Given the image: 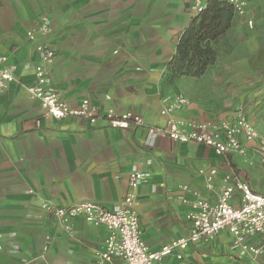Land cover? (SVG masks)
<instances>
[{"label": "crops", "instance_id": "1", "mask_svg": "<svg viewBox=\"0 0 264 264\" xmlns=\"http://www.w3.org/2000/svg\"><path fill=\"white\" fill-rule=\"evenodd\" d=\"M47 16L52 32L37 41L26 33ZM193 0H0L1 66H13L16 82L0 95V264H99L107 236L82 217L70 230L42 204L67 207L99 203L114 209L128 194L132 171L145 174L137 190L140 230L150 250L187 236L186 219L193 196L215 202L224 175L234 171L254 193L264 195V111L250 110L248 120L258 138L241 141L246 153L218 155L195 143L151 137L146 127H164L159 115L164 98L183 95L189 105L173 117L216 122L238 107L217 109L195 92L200 78L168 74V64L185 30L195 20ZM45 43L54 52L51 87L70 107L84 99L98 117L138 115L143 126L112 128L104 119L56 121L29 99L34 82L35 51ZM208 72V70L206 71ZM264 100V92L258 95ZM216 169L213 189L198 172ZM239 194L232 201L236 205ZM242 253L221 233L208 243L183 251V260L168 264L238 262ZM239 258V259H238Z\"/></svg>", "mask_w": 264, "mask_h": 264}, {"label": "built area", "instance_id": "2", "mask_svg": "<svg viewBox=\"0 0 264 264\" xmlns=\"http://www.w3.org/2000/svg\"><path fill=\"white\" fill-rule=\"evenodd\" d=\"M208 0H193L195 13H201ZM227 3L234 14L244 15L249 0H218ZM251 24V22H249ZM52 32L47 16H42L38 26L26 33L29 41H37ZM35 51L39 56L34 66V82L25 86L30 100L36 102L45 115L56 121L70 118L86 119L92 125L104 119L112 128L127 129L131 126H143L142 119L135 114L125 113L116 116L112 110L98 117L96 110L84 99L77 107H70L62 101L51 87L49 67L53 64L54 52L45 43H38ZM0 59V95L10 83L16 82L14 67H2ZM189 99L183 95H176L162 100L159 115L165 118L164 127H146L151 137L168 138L179 143H195L213 149L218 155L237 154L245 156V149L241 143H253L258 135L247 118L243 106H238L231 117L219 119L216 122H193L174 118V113L189 105ZM205 178V188L213 189V179L216 169L198 172ZM145 180V174L132 171L128 177V194L114 209H106L99 203L82 202L67 207H55L43 203L42 210L52 214L70 230L69 222L75 217H82L94 227H104L107 236L103 249L99 252V264H168L166 259L174 257L183 260V251L192 244L208 243L221 233L229 235L232 245L243 255L256 258L264 252V195L252 191L249 185L234 171L224 175L215 202H209L199 197L195 191L187 186L180 190L193 196L187 201L180 197L183 203L189 205L186 219L190 224L187 236L172 240L159 250L152 251L145 244L137 212V190ZM235 193L239 194L236 205L232 204ZM29 264H35L30 261Z\"/></svg>", "mask_w": 264, "mask_h": 264}, {"label": "rangeland", "instance_id": "3", "mask_svg": "<svg viewBox=\"0 0 264 264\" xmlns=\"http://www.w3.org/2000/svg\"><path fill=\"white\" fill-rule=\"evenodd\" d=\"M211 46L216 58L197 95L217 109L243 106L248 114L262 105L264 111V100L258 98L264 92V0H249L244 15L234 14L230 28ZM238 257L245 264H264V252L256 258Z\"/></svg>", "mask_w": 264, "mask_h": 264}, {"label": "trees", "instance_id": "4", "mask_svg": "<svg viewBox=\"0 0 264 264\" xmlns=\"http://www.w3.org/2000/svg\"><path fill=\"white\" fill-rule=\"evenodd\" d=\"M233 9L218 0H208L205 9L197 15L180 37L175 56L168 64V74L201 77L216 58L211 43L222 37L231 26Z\"/></svg>", "mask_w": 264, "mask_h": 264}]
</instances>
